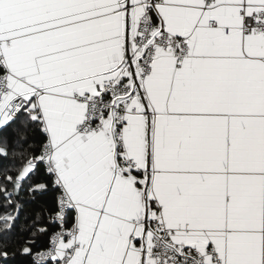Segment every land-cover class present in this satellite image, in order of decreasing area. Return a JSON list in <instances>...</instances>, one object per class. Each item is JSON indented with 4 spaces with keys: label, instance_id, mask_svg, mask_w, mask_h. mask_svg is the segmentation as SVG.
<instances>
[{
    "label": "snow or ice",
    "instance_id": "snow-or-ice-1",
    "mask_svg": "<svg viewBox=\"0 0 264 264\" xmlns=\"http://www.w3.org/2000/svg\"><path fill=\"white\" fill-rule=\"evenodd\" d=\"M0 171V264H264V0H0Z\"/></svg>",
    "mask_w": 264,
    "mask_h": 264
},
{
    "label": "trees",
    "instance_id": "trees-1",
    "mask_svg": "<svg viewBox=\"0 0 264 264\" xmlns=\"http://www.w3.org/2000/svg\"><path fill=\"white\" fill-rule=\"evenodd\" d=\"M34 180H42L43 179V174H39L35 177H33ZM0 183H3V172L0 171ZM21 196H24V193L20 194ZM33 207L35 206H26L25 207V212L26 213H30L33 210ZM15 214L14 209L11 207V205L9 204L8 201H6L2 196H0V218H3L4 216L8 215V214ZM30 223V221L25 220L24 217L22 216L20 221L18 222V227L23 226V227H27L28 224ZM0 227H2V224H0ZM13 241H15L18 237L24 235V233L17 231H14L12 233L8 234ZM10 251L14 250V249H9ZM9 264H24V259L22 257L17 256L15 259L10 260Z\"/></svg>",
    "mask_w": 264,
    "mask_h": 264
}]
</instances>
